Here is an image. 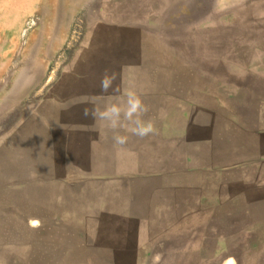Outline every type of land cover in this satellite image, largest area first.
<instances>
[{
  "label": "rangeland",
  "instance_id": "374dc122",
  "mask_svg": "<svg viewBox=\"0 0 264 264\" xmlns=\"http://www.w3.org/2000/svg\"><path fill=\"white\" fill-rule=\"evenodd\" d=\"M34 1L0 0V53L77 25L58 76L115 73L157 134L119 130L103 190L25 191L1 137L55 81L18 96L31 65L0 63V264H264V0H39L26 15ZM104 24L114 38L80 53Z\"/></svg>",
  "mask_w": 264,
  "mask_h": 264
},
{
  "label": "crops",
  "instance_id": "0c3cea01",
  "mask_svg": "<svg viewBox=\"0 0 264 264\" xmlns=\"http://www.w3.org/2000/svg\"><path fill=\"white\" fill-rule=\"evenodd\" d=\"M39 3V0H35L32 7L27 8L31 12H26V15L36 11ZM6 6L19 7L17 4ZM34 28L38 29L36 25ZM70 29L71 25L42 26L38 31L40 33L35 35V40L38 39L36 47L40 46V50L28 48L18 55L16 45V48L1 51V64L12 63L16 57L15 60L21 59L22 63L31 65L26 75L27 82L16 95L25 96L36 90L37 85L46 78L48 65L65 43ZM102 29L104 34H99L101 29L98 27L97 34L89 36L88 33L84 37L80 53L90 45L103 47L104 42L114 38L110 37L113 32L111 26L104 24ZM80 53L78 58L81 57ZM87 57H74L70 64L87 63ZM103 76L84 70L61 72L46 94L31 104L12 129L1 137V142L6 141L9 145V159L16 162L17 180L25 191L32 187L33 191L55 193L56 199H67V193L93 192L99 190V186L103 190L106 147L114 152L115 143L106 137L103 122L83 115L85 108L91 111L93 106L103 105L109 97L120 95L119 91H113L114 88L107 93L101 91ZM109 160L111 167L113 157ZM62 193H65L63 197L59 196Z\"/></svg>",
  "mask_w": 264,
  "mask_h": 264
},
{
  "label": "clouds",
  "instance_id": "9594fccd",
  "mask_svg": "<svg viewBox=\"0 0 264 264\" xmlns=\"http://www.w3.org/2000/svg\"><path fill=\"white\" fill-rule=\"evenodd\" d=\"M115 73L109 75L107 72L101 78V91L107 93L112 88L115 80ZM119 91V89H113ZM149 108L143 102L141 95L131 89H125L122 95L115 98L109 97L107 102L101 106H93L91 111L88 108L83 110L85 117L91 116L94 120L103 122V127L110 130L113 135V142L123 146L129 137L120 134L119 130L124 129L132 135L144 138L157 134L153 120H145ZM161 256L156 254L153 257V264H160Z\"/></svg>",
  "mask_w": 264,
  "mask_h": 264
},
{
  "label": "trees",
  "instance_id": "16d2710c",
  "mask_svg": "<svg viewBox=\"0 0 264 264\" xmlns=\"http://www.w3.org/2000/svg\"><path fill=\"white\" fill-rule=\"evenodd\" d=\"M79 35H80V29L77 28V25L73 24L71 26L69 35H68L65 43L57 51L54 59L48 65L45 80L43 81L42 84H40V86H38L36 88L35 91H33V93H37V92H40L43 89H45L46 86H48L52 83V79H53V81H55V79L58 77L59 69L67 62L68 57L70 56L72 50L77 46V44L80 40ZM50 77H52L51 80H50Z\"/></svg>",
  "mask_w": 264,
  "mask_h": 264
},
{
  "label": "snow or ice",
  "instance_id": "6c2138e0",
  "mask_svg": "<svg viewBox=\"0 0 264 264\" xmlns=\"http://www.w3.org/2000/svg\"><path fill=\"white\" fill-rule=\"evenodd\" d=\"M34 224L36 223V222H33Z\"/></svg>",
  "mask_w": 264,
  "mask_h": 264
}]
</instances>
